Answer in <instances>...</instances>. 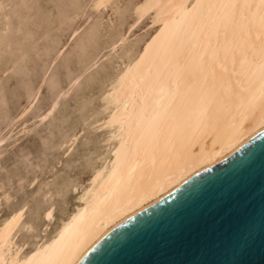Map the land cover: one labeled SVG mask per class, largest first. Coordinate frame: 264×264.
<instances>
[{"label":"bare ground","instance_id":"1","mask_svg":"<svg viewBox=\"0 0 264 264\" xmlns=\"http://www.w3.org/2000/svg\"><path fill=\"white\" fill-rule=\"evenodd\" d=\"M135 13L137 23L151 15L152 35L110 81L102 112L63 144L69 152L87 127L106 130L87 180L72 185L84 210L56 221L53 238L49 205L41 235L20 243L21 230L34 231L29 205L20 206L0 223V264H79L112 230L264 131V0H140Z\"/></svg>","mask_w":264,"mask_h":264},{"label":"rangeland","instance_id":"2","mask_svg":"<svg viewBox=\"0 0 264 264\" xmlns=\"http://www.w3.org/2000/svg\"><path fill=\"white\" fill-rule=\"evenodd\" d=\"M96 1L0 0V223L28 204L24 221L34 231L21 230L20 243L41 235L49 205L53 238L61 232L56 221L84 210L83 190L73 193L72 185L87 180L106 130L87 127L69 152L63 144L102 112L110 81L154 31L151 15L136 22L140 0L99 9Z\"/></svg>","mask_w":264,"mask_h":264},{"label":"water","instance_id":"3","mask_svg":"<svg viewBox=\"0 0 264 264\" xmlns=\"http://www.w3.org/2000/svg\"><path fill=\"white\" fill-rule=\"evenodd\" d=\"M240 179L247 194L221 220L206 214L200 237L165 247L182 222L201 214ZM264 264V131L215 167L106 235L79 264Z\"/></svg>","mask_w":264,"mask_h":264},{"label":"snow or ice","instance_id":"4","mask_svg":"<svg viewBox=\"0 0 264 264\" xmlns=\"http://www.w3.org/2000/svg\"><path fill=\"white\" fill-rule=\"evenodd\" d=\"M247 191L245 181L240 179L233 187H230L227 192L216 198L211 206L205 205V207L201 209V214L198 215L193 213L187 217L181 224V235L172 234L168 237H161L164 241V246L182 245L191 237H200L204 234L202 230L205 229L207 225V222L203 219L204 215L214 212L223 220L232 213L233 207L247 194ZM167 264H178V262L171 261L167 262Z\"/></svg>","mask_w":264,"mask_h":264}]
</instances>
